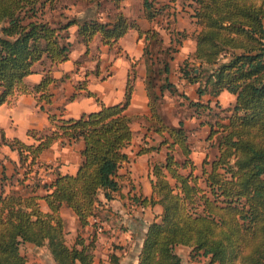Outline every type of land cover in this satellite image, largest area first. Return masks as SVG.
<instances>
[{
  "label": "trees",
  "instance_id": "1",
  "mask_svg": "<svg viewBox=\"0 0 264 264\" xmlns=\"http://www.w3.org/2000/svg\"><path fill=\"white\" fill-rule=\"evenodd\" d=\"M111 1L115 10L109 18L79 19L64 16L58 0H0V105L28 92L50 103L51 69L69 58L70 26L76 27L85 49L95 36L111 47L134 29L144 40L148 115L140 118L145 129L158 137L135 154L164 148L163 160L151 163V196L136 199L143 206H160L158 220L146 227L136 264H180L174 252L178 245L188 247L191 257H208V264H264V0H190L187 9L180 7L196 27L193 52L178 67L180 78L197 84L198 95L215 97L225 90L234 96L227 113L209 124L207 138L216 152L202 159L197 174L182 121L167 124L158 111L164 90L177 94L168 81V61L152 55L153 46H158L156 55L161 50L163 38L155 28L142 30L135 18L119 9V0ZM140 3L148 21H157L167 5H156L155 0ZM171 35L169 31L162 50L173 53L177 48L171 46ZM175 35L176 45L187 36L182 30ZM168 56L172 58L171 53ZM35 64L47 66L42 67L39 82L28 86L24 78L34 72ZM161 72L162 81L157 83L155 73L159 78ZM132 89L128 75L120 101L104 104L96 98L98 108L77 118L47 114V129L26 131L31 142L6 137L0 128V147L17 155V167L10 175L0 162V264H24L19 252L24 243L44 245L56 264H93L91 241L65 244L59 210L69 208L83 226L94 215L98 195L108 200L119 189L117 170L128 160L124 149L133 134L132 117L125 113ZM177 95L211 110L208 102ZM77 140L82 147L73 174L54 172L48 182L36 178L40 168L48 167L38 162L42 151L55 141L65 145ZM17 168L22 169L20 174ZM39 200L47 211L40 209ZM108 259L117 264L114 254Z\"/></svg>",
  "mask_w": 264,
  "mask_h": 264
},
{
  "label": "crops",
  "instance_id": "2",
  "mask_svg": "<svg viewBox=\"0 0 264 264\" xmlns=\"http://www.w3.org/2000/svg\"><path fill=\"white\" fill-rule=\"evenodd\" d=\"M138 4L139 6L137 8V14H135V20L138 26L142 30L148 28L156 29L154 24L156 21L146 20L142 15L140 0H138ZM124 15L130 17V15H127L125 13ZM131 17L134 18V16ZM70 29L72 32L71 37L73 39L69 36ZM130 30L134 31V38H141V41H144L143 37H138V34L134 29L127 30V32L118 41L122 40L125 35L130 34ZM75 31L76 27L74 25L68 28L67 40L71 43V51L73 43L83 45L78 41ZM95 39H97L99 42L98 36H95L92 41ZM191 45L193 52L194 39L192 40ZM71 51L69 53L68 60L52 67L51 69V76L54 78V82L49 85L52 108H39L38 106H36V102L33 97L34 95L31 93L18 94L15 97L11 98L9 103L0 105V128L3 130V133L6 137H17L22 141L31 142V138L29 139V137H27L26 135L27 130L34 129L42 132L50 126L46 109H48L49 112L55 114L57 117L61 118H77L81 113L96 110V105L93 102L92 97L78 95L76 98L75 96H72V101H67L69 100L68 98L75 92L74 87L69 82V79L63 80V77L65 76L64 67L69 63L71 59ZM37 65L40 66V64H35L33 66L34 72L24 78V82L28 86H32L33 84L39 82L42 76L43 66L41 67V69H37ZM45 65L47 66V64ZM144 76L145 73L137 83L132 85L133 89L129 105L125 110V113L128 116L136 114L139 115L138 117L140 118L141 116L148 115L147 96L144 87ZM193 85L197 86V84ZM97 87L101 89L102 86L99 84V86ZM124 88L125 80L122 85L121 98ZM91 91L93 93H96L97 95L99 93L97 92L99 91L97 89ZM203 96H205V102L203 103L208 102L210 106L212 105L211 107H215L214 104L217 103L215 108H221L223 109V111H226L225 109L229 108L234 100V96L232 94L223 90L215 97H212L207 93H203L201 95H198L196 93L193 101L202 102L200 98ZM221 97L227 99L225 104H221ZM17 127L18 133H16L15 131ZM198 128L202 129V126H199ZM207 128L208 130L206 136L204 138H200L201 140L198 141L197 147H190L189 145L191 149L190 157L193 164L198 166V169L200 167L202 159H204L205 157L209 159L214 155L213 154L211 157H209L208 154L204 151L206 149V143H209V146L212 147L210 139L207 138L209 134V125ZM81 147V140H77L65 145H61L59 141H55L50 145L49 148L42 151L38 157V162L48 166L46 170L40 168L44 171V180L46 182L50 181L54 176V172H59L62 174H73L76 171L77 165L80 161L79 152ZM0 148L5 154L8 155V162L13 163L11 165H16L17 155L15 151L9 150L6 146H1ZM124 151L127 153L128 160L123 161L117 170L116 179L119 184V189L117 191L111 192V198L108 200H106L102 196V194H99V202L95 204L94 207L93 217L98 219V221L103 225L102 231H95V227L91 222V216L88 218L87 224L81 226L79 225L75 215L73 214V221L74 223H76L77 227V234H74V238L76 237L78 241H83V243L85 244L90 241L92 242L91 245L93 264H109V254H114L117 257V264H136L137 255L144 238L146 227L151 221L158 220V215L160 213V206L158 204L143 206L137 203L136 199L141 200L144 198H149L151 196V180L153 179V176L151 174V163L162 161L164 152H162V149L160 148L159 150H151L147 153L134 155L130 151V145L126 147ZM5 172L7 175H10L14 172V170H12L11 167L10 172H7L5 165ZM42 192L43 191L40 190L38 191L39 194H41ZM39 207L42 211L48 210L43 200H39ZM66 209L69 208L62 206L59 210V215L64 222V241L65 232L70 231L69 227L65 230L66 223L64 220L65 218L63 216V212ZM65 244L68 245L66 242ZM176 247L177 246H175L174 249ZM21 248H24V250H21ZM19 252L25 257L24 264H56L44 245L34 246L29 243H24L19 247Z\"/></svg>",
  "mask_w": 264,
  "mask_h": 264
},
{
  "label": "rangeland",
  "instance_id": "3",
  "mask_svg": "<svg viewBox=\"0 0 264 264\" xmlns=\"http://www.w3.org/2000/svg\"><path fill=\"white\" fill-rule=\"evenodd\" d=\"M156 5L161 3H166L164 8V13L161 17L157 19L154 23L156 29L159 31L160 36L163 38L161 45V50L157 53L156 47L153 46L152 55L157 56L158 59H165L169 63V73L167 75L168 81L172 82L176 87V93L179 92L185 94V96L193 101L195 98V86L186 84L181 78L178 67L181 65L183 60L186 57H190L192 53L191 42L193 40V35L196 30V27L193 21L189 18L186 11L180 10L181 5L186 9V4L190 0H155ZM138 0H119V9L123 13L134 16L137 14ZM57 7L61 8V12L64 16H75L79 19L94 17L97 19H107L111 14H113L115 8L111 0H92L91 2H86L82 0H58ZM174 10L176 12H174ZM59 11V8H58ZM167 15V16H166ZM161 26V27H160ZM182 30L186 33L187 37L181 41L180 45L174 44V38L176 37L175 31ZM172 32L170 36L172 38L171 46L176 47L175 52H165L162 48H165L168 42V33ZM130 34L125 35L122 40L118 41L115 45L108 47L106 45L98 42L97 39L93 40L88 44V47L85 49V46L73 43L71 51V59L69 63L64 67L65 76L63 80L69 79V82L74 87L75 92L68 98V102L72 101V96L75 98L78 95H83L86 97H92L93 102L98 108V103L96 98L101 102L105 103H114L117 100H121V90L124 80L129 75L132 85L137 83L144 74V63L143 60L145 57L140 56L144 42L141 41V38H134V31L130 30ZM71 29L69 30V36L71 37ZM73 39V38H72ZM142 43H141V42ZM82 44V43H81ZM171 47V48H172ZM172 54V58L168 59V54ZM143 58V60H142ZM190 59V58H189ZM159 62V61H158ZM191 62V61H190ZM159 64V63H157ZM190 64L197 65V63L191 62ZM154 65L156 62L154 61ZM43 65H37V69H41ZM158 66V65H157ZM43 67L46 68V65ZM160 65L158 66V68ZM160 70V68H159ZM160 74V73H159ZM158 74L155 73L156 82L159 83L162 81L163 73L157 77ZM99 84L102 86L99 89ZM99 90L96 93H93L91 90ZM91 92L92 96L88 95L87 92ZM33 94V92H28ZM177 94L168 95L167 91H163L162 95L159 97V106L158 111L162 116V119L167 124L175 125L178 120H181L183 126L188 132V141L189 145L197 147L198 141L201 140V137H205L208 125L214 123L216 118H220L225 115L227 112L223 111L221 108L211 107L209 111L205 107H196L194 105L188 104V102L180 97ZM34 95V94H33ZM36 106H42V108H52L51 107V97L50 103H45L41 100L36 93L34 96ZM100 97V98H99ZM202 103L205 102V96L201 97ZM226 98L221 97V104L226 103ZM212 104V103H211ZM41 106L39 108H41ZM212 106V105H211ZM221 106V105H220ZM221 109V110H219ZM47 114H53L46 109ZM86 113V112H84ZM83 114V113H81ZM80 114V115H81ZM55 115V114H54ZM79 115V116H80ZM139 115L132 114V121L130 126L132 127V139L130 143V151L135 155V152L138 149L145 148L148 145L155 144L158 140V137L154 135L151 131L145 129L146 122L141 120ZM202 126V129L198 127ZM18 133V127L15 129ZM38 132V130H36ZM40 132V131H39ZM30 139V137H29ZM31 140V139H30ZM146 144V145H144ZM206 149L204 150L209 157H211L215 152V148L209 146V143H206ZM162 152L164 148L161 147ZM0 162L6 165L7 172H10L17 165H11L13 163L8 162V155L5 154L0 148ZM197 162V161H196ZM198 163V162H197ZM196 166V165H195ZM22 172L21 168H17ZM198 166L195 167L194 173H198ZM43 169L38 170V175L36 178H44ZM32 174V173H31ZM65 220V230L69 227L70 231L65 232V242L68 245H71L72 242L77 240L74 238V234H77L76 223L73 221V213L66 209L63 212ZM95 218L91 216L92 219ZM96 219V218H95ZM98 220V219H96ZM103 226V225H102ZM102 231V230H101ZM100 231V232H101ZM24 250V248H21ZM174 252L180 258V264H208V257L197 255L195 257L189 256V249L185 246H177L174 249ZM216 264V263H213Z\"/></svg>",
  "mask_w": 264,
  "mask_h": 264
},
{
  "label": "built area",
  "instance_id": "4",
  "mask_svg": "<svg viewBox=\"0 0 264 264\" xmlns=\"http://www.w3.org/2000/svg\"><path fill=\"white\" fill-rule=\"evenodd\" d=\"M92 224L95 227V231L100 232L102 230V224L95 218L92 219Z\"/></svg>",
  "mask_w": 264,
  "mask_h": 264
}]
</instances>
